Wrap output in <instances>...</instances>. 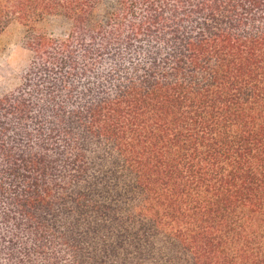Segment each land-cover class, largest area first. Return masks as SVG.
Listing matches in <instances>:
<instances>
[{"label":"trees","instance_id":"trees-1","mask_svg":"<svg viewBox=\"0 0 264 264\" xmlns=\"http://www.w3.org/2000/svg\"><path fill=\"white\" fill-rule=\"evenodd\" d=\"M14 21L0 264H264V0H0Z\"/></svg>","mask_w":264,"mask_h":264},{"label":"rangeland","instance_id":"rangeland-1","mask_svg":"<svg viewBox=\"0 0 264 264\" xmlns=\"http://www.w3.org/2000/svg\"><path fill=\"white\" fill-rule=\"evenodd\" d=\"M38 32L60 35L67 29L62 18L46 17L34 24ZM32 27L19 22H11L0 33V96L17 88L21 76L31 59V52L26 46Z\"/></svg>","mask_w":264,"mask_h":264}]
</instances>
